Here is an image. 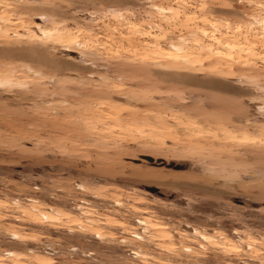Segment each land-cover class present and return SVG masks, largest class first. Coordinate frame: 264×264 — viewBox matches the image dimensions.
<instances>
[{
	"label": "rangeland",
	"instance_id": "rangeland-1",
	"mask_svg": "<svg viewBox=\"0 0 264 264\" xmlns=\"http://www.w3.org/2000/svg\"><path fill=\"white\" fill-rule=\"evenodd\" d=\"M0 264H264V0H0Z\"/></svg>",
	"mask_w": 264,
	"mask_h": 264
},
{
	"label": "water",
	"instance_id": "water-1",
	"mask_svg": "<svg viewBox=\"0 0 264 264\" xmlns=\"http://www.w3.org/2000/svg\"><path fill=\"white\" fill-rule=\"evenodd\" d=\"M143 159L146 160V161H148L151 164H154L155 163V165H159V164L163 163L161 160H155L153 162V159L150 158V157H143ZM171 167H172V164H169V166H167V168H171Z\"/></svg>",
	"mask_w": 264,
	"mask_h": 264
},
{
	"label": "bare ground",
	"instance_id": "bare-ground-1",
	"mask_svg": "<svg viewBox=\"0 0 264 264\" xmlns=\"http://www.w3.org/2000/svg\"><path fill=\"white\" fill-rule=\"evenodd\" d=\"M169 57H171V56H169Z\"/></svg>",
	"mask_w": 264,
	"mask_h": 264
}]
</instances>
